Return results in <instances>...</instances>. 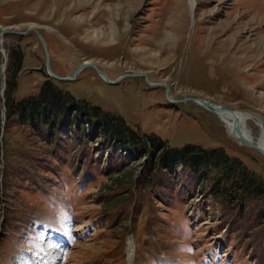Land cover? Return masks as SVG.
<instances>
[{
	"label": "rangeland",
	"instance_id": "rangeland-1",
	"mask_svg": "<svg viewBox=\"0 0 264 264\" xmlns=\"http://www.w3.org/2000/svg\"><path fill=\"white\" fill-rule=\"evenodd\" d=\"M196 1L190 10L188 0H0V25L38 29L59 76L86 61L110 79L143 74L109 84L87 66L58 85L139 132L171 146H221L264 176L263 156L239 143L216 113L166 98L167 88L174 100L196 96L252 112L264 129V0ZM16 48L15 98L36 94L46 79L34 32L0 34L1 108L8 53ZM239 124L247 137L258 135L253 120ZM30 129L12 126L0 144L7 146L0 156V264H129V240L131 264H264V221L254 207L232 226L210 204L207 185L197 187L181 167L147 187L123 188L118 182L135 180L142 159L117 150L111 167L107 142L89 133L81 142L72 123L58 127L73 132L53 145Z\"/></svg>",
	"mask_w": 264,
	"mask_h": 264
},
{
	"label": "trees",
	"instance_id": "trees-1",
	"mask_svg": "<svg viewBox=\"0 0 264 264\" xmlns=\"http://www.w3.org/2000/svg\"><path fill=\"white\" fill-rule=\"evenodd\" d=\"M20 61L21 53L18 48L8 53L2 104L4 118L1 116L0 106V144L3 141L7 144V133L12 126L21 125L25 130L27 126L30 127L33 135L35 133L42 137L39 134H45L47 138L44 140L53 145V142L63 140L73 132L69 130V133L62 134V131L57 132L58 127L72 123L76 126L74 131L80 133L81 142L87 141L86 133H89L94 141L102 137L107 142V152H112L111 167L114 161H118L117 150L142 159V167L135 180L130 183L120 181L118 186L124 188L133 183L134 186H139L144 182L143 186L147 187L153 184L160 174H175V169L181 167L194 177L197 187L207 185L206 195L212 200L210 204H213V207L217 205L222 217L225 221L231 220L232 226L235 225L234 220L238 221V217L243 216L244 212L252 207L255 208L256 218L264 221V176L250 169L237 156L228 154L221 146L207 148L196 143L171 146L167 140L156 134L142 133L132 128L120 114L104 110L91 100L78 97L58 85L60 82L69 83L71 80H57L47 73L36 94L16 99L14 90ZM71 114L73 117H70ZM84 119H87V132L81 128ZM6 147L0 146V156L5 155ZM113 197L116 196H111L109 200ZM109 200L107 202H110ZM210 204L208 202V206ZM237 237L240 238L239 234Z\"/></svg>",
	"mask_w": 264,
	"mask_h": 264
},
{
	"label": "water",
	"instance_id": "water-1",
	"mask_svg": "<svg viewBox=\"0 0 264 264\" xmlns=\"http://www.w3.org/2000/svg\"><path fill=\"white\" fill-rule=\"evenodd\" d=\"M28 32H34L36 34V36L38 37V39L40 40V42H41V44H42V46L44 48V51H45L46 73L49 76H51L52 78H54V79H57V80H73L76 77V74L82 68L87 67V66L93 68L96 71V73L103 80H105L109 84L118 83V81L120 79H122L124 76H141V75H143V74H125V75H122L120 77H117L116 79H110L106 75V73L104 71H102L100 68H98L95 64H92V63L86 61V62H83L82 64H80L69 76H59V75L55 74L52 71L51 67H50L49 56H48L47 49H46V43H45L44 37L42 36L41 32L38 29H36L34 27H30V28H27L24 31H17V30L6 29V28H4L3 26L0 25V34L1 35L4 34V33L25 35ZM147 82H148V84L150 86H164V84L158 83V82H150L148 80H147ZM4 89H5V82L3 83V87L1 89V93L4 92ZM167 92H168V89L166 88V98H167L168 102L175 103V102H178V101H192L195 104H197V105H199V106H201L203 108H206V109L216 113L220 120H223L222 117H221L223 114H225V113L226 114H232L233 117H234V124L231 127V133L234 135L236 140L239 143L246 144V145L250 146L251 148L256 150L259 154H261L263 156V158H264V144L261 145L258 142L253 141L252 139L248 138L245 135V132L243 130H241V126H240V124L238 122V110L231 109V108H228L227 106H225V105H223L221 103L214 102L212 100H209V99H206V98H202V97H196V96H189V97H186L185 99L174 100V99H171V98L168 97V93ZM2 101L4 102V99ZM1 116L4 117V106L2 107ZM262 135L264 137V133Z\"/></svg>",
	"mask_w": 264,
	"mask_h": 264
},
{
	"label": "bare ground",
	"instance_id": "bare-ground-1",
	"mask_svg": "<svg viewBox=\"0 0 264 264\" xmlns=\"http://www.w3.org/2000/svg\"><path fill=\"white\" fill-rule=\"evenodd\" d=\"M196 2H197L196 0H188V5H189L190 10H192L194 8ZM221 117L225 122L223 120H221V121L225 125H227L228 128L231 129L232 125L234 124L233 115L225 113ZM244 120H253L256 123V125L259 128L258 135L256 137L254 135L253 136L248 135V138H250L253 141H256L259 144L263 145L264 144V137L262 134L264 133V129L262 127V120H261L260 116L255 114V113L248 112V111H238V122H241ZM244 132H246V130H244ZM245 135H247V134H245ZM129 242L130 243H128V247H127V256H128V259H130L128 263L131 264L130 263L131 257H132L131 240H129Z\"/></svg>",
	"mask_w": 264,
	"mask_h": 264
}]
</instances>
